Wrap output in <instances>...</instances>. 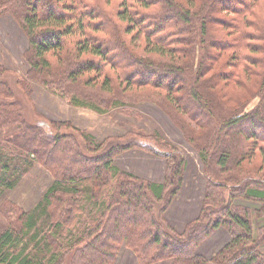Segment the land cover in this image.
Here are the masks:
<instances>
[{
    "label": "trees",
    "instance_id": "trees-1",
    "mask_svg": "<svg viewBox=\"0 0 264 264\" xmlns=\"http://www.w3.org/2000/svg\"><path fill=\"white\" fill-rule=\"evenodd\" d=\"M135 1L147 10L120 0L117 15L124 25L85 0H0V15L15 14L29 38L28 75L43 83L55 76L51 84L74 92L70 97L77 105L103 112L124 104L115 97L114 78L123 92L145 90L144 98L153 90L159 93V107L169 111L206 168L198 217L177 232L165 216L184 182L186 159L176 145L126 140L104 149L99 143L92 150L95 141L87 147L83 134L64 133L54 125L64 122L30 121L9 82L0 78V134L9 130L0 146V195L15 187L33 160L55 177L42 200L0 234V264H115L122 247L130 248L140 264L165 259H173L172 264H264V225L254 233L252 218L254 212L264 216V174L230 185L228 198L224 184L249 172L243 161L256 150L264 166V16L255 8L258 0H201L198 8L193 0ZM237 14L243 19L235 24ZM217 20L225 26L233 22L232 39L218 35ZM78 33L75 46L66 47L65 38ZM140 33L144 55L135 47ZM223 49L232 52L214 70ZM107 63L115 73L105 72ZM232 80L251 86L238 106L229 104L232 92L218 86ZM257 94L259 103L241 113ZM138 146L170 158L163 181L113 164L115 155ZM226 171L233 174H217ZM240 197L262 205L253 211L237 202ZM219 227L228 230L231 240L211 259L199 254L196 247Z\"/></svg>",
    "mask_w": 264,
    "mask_h": 264
},
{
    "label": "rangeland",
    "instance_id": "rangeland-1",
    "mask_svg": "<svg viewBox=\"0 0 264 264\" xmlns=\"http://www.w3.org/2000/svg\"><path fill=\"white\" fill-rule=\"evenodd\" d=\"M91 4H96L100 9L104 10L111 20L118 24L125 23L118 17V4L120 0H85ZM188 2V0H184ZM203 1V0H202ZM201 0H193L194 7H200ZM130 5L138 6L145 9L140 3L135 0H129ZM223 3H218L222 6ZM256 5L257 11L264 16V0H258ZM156 8L152 6L151 9ZM147 10V8L145 9ZM149 10V9H148ZM195 10V9H193ZM192 10V11H193ZM227 13V12H224ZM234 16V13H229ZM243 19L242 14L235 16L234 23H240ZM233 24V22H232ZM232 24L225 26L221 20H217L213 24V28L219 31V36L224 35L225 38L232 39L234 30L230 27ZM87 31L94 33V30L87 29ZM98 35L107 36L105 31L97 32ZM110 34V32H108ZM125 38L130 34L124 33ZM80 33L72 34L65 38L66 47L73 48ZM109 36V35H108ZM143 34L140 33L139 38L135 40V47L137 52L141 55L146 54L142 47L144 45ZM234 43V42H233ZM239 41H235V47ZM30 48L29 38L22 28L19 19L15 14L4 13L0 15V78L9 82L16 98L21 101L27 118L32 122L38 121H57L64 122L66 126L54 124L61 132L73 133L81 137L83 144L86 146L90 141L94 144L89 147L95 148L99 143L102 144L103 149L108 147L110 143L118 141L134 140L138 142H158L164 148H171V145H176L178 152L186 159V167L184 169V182L173 199L171 205L165 214L167 220L172 224L177 232H182L186 225L198 217L202 206L204 204V196L207 185V173L205 165L199 157V151L189 143L178 124L171 118L169 111L159 107L156 101L159 99V93H155L144 98L142 92H123V85L121 86L114 78V86L119 89L115 97L124 104L119 106H107L106 111L99 112L93 108L80 106L72 102L70 93H63L61 88L51 84L55 76L48 78L46 83H43L33 76L32 73L28 75L31 66L25 58V53ZM216 51V50H215ZM230 49H223L215 63V69L224 65L227 61ZM56 60V59H55ZM117 68V67H116ZM120 70V68H117ZM105 72L115 73V68L111 67L109 63L105 64ZM94 72H92L91 75ZM98 77V75H95ZM99 82L101 79L99 78ZM226 86V89L232 92L234 99L229 100L232 106H238V99L245 100V89L251 87L239 86L234 80L226 84L221 81L218 86ZM252 85V84H250ZM249 86V87H248ZM259 82L253 85L254 91L258 89ZM242 87V88H241ZM244 88V89H243ZM82 89L93 90L91 85L86 86L82 84ZM118 93V94H117ZM112 98L113 94H105ZM164 95V94H162ZM157 98V99H156ZM260 101V96L255 95L242 108L241 113H245L253 109ZM9 130L0 134V146L5 142L2 136ZM158 134V136L156 135ZM157 137H156V136ZM87 137L88 139H85ZM158 140V141H157ZM101 147V148H102ZM88 151V148H87ZM97 153V152H96ZM95 153V154H96ZM100 153V151H99ZM261 154L258 150L255 151L251 158L243 161V166L249 170L246 175L240 173L239 180H232L231 178L224 182L225 196H229L231 189L230 185H239L244 176L250 178H263L264 166L261 163ZM171 163L170 158L163 157L153 153L143 146L133 147L120 152L113 158L115 164L121 170L133 172L139 176L145 177L153 181H163L165 179L167 166ZM261 169V170H260ZM263 173V174H262ZM219 177H227L233 172H218ZM54 174L47 167L40 162L33 160L29 165L27 172L21 177L15 187L6 189L0 195V234L8 228L13 222L18 221L22 211L31 210L42 198L48 187L54 181ZM241 198V197H240ZM243 204L249 205L253 211L256 207L262 204L258 201L244 198L237 199ZM253 218V232L257 234L259 227L264 225V216L260 217L255 212L252 214ZM80 231V230H78ZM73 241V238H71ZM231 240V235L224 227H219L212 232L203 242L196 247L199 254L207 256L211 259L220 249H222L227 242ZM189 250V246L186 247ZM264 248V244L262 245ZM173 259H165L153 264H172ZM65 264H68L67 262ZM115 264H140L137 255L130 249L122 247L117 257ZM209 264H217L216 262H209Z\"/></svg>",
    "mask_w": 264,
    "mask_h": 264
}]
</instances>
